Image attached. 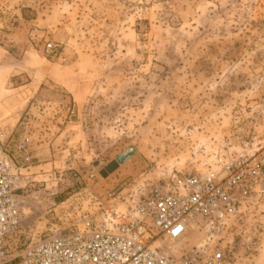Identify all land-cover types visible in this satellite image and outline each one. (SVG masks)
Segmentation results:
<instances>
[{
  "label": "rangeland",
  "instance_id": "1",
  "mask_svg": "<svg viewBox=\"0 0 264 264\" xmlns=\"http://www.w3.org/2000/svg\"><path fill=\"white\" fill-rule=\"evenodd\" d=\"M0 121L22 167L15 264L95 209L86 188L144 193L264 149V0H0ZM233 237L226 264H264V194Z\"/></svg>",
  "mask_w": 264,
  "mask_h": 264
},
{
  "label": "built area",
  "instance_id": "2",
  "mask_svg": "<svg viewBox=\"0 0 264 264\" xmlns=\"http://www.w3.org/2000/svg\"><path fill=\"white\" fill-rule=\"evenodd\" d=\"M8 138L0 121V264L8 261L19 227L23 190L22 167L7 152ZM85 192L95 209L32 239L15 264H226L233 227L264 194V149L236 153L217 170L172 174L144 193L101 198L90 188ZM195 228L203 238L174 254Z\"/></svg>",
  "mask_w": 264,
  "mask_h": 264
}]
</instances>
